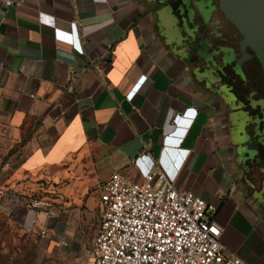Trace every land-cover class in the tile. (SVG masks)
<instances>
[{"label":"crops","instance_id":"crops-1","mask_svg":"<svg viewBox=\"0 0 264 264\" xmlns=\"http://www.w3.org/2000/svg\"><path fill=\"white\" fill-rule=\"evenodd\" d=\"M185 14L152 0H0V191L41 189L42 209L24 217L34 232L82 248L94 227L95 240L98 187L115 172L142 181L134 159L163 156L184 116L178 126L188 130L170 145L189 150L177 188L216 208L225 250L264 264V162L243 166L229 134L249 116H229L200 76L219 68L233 77L220 62L233 33L221 15L216 32L212 18Z\"/></svg>","mask_w":264,"mask_h":264},{"label":"built area","instance_id":"built-area-1","mask_svg":"<svg viewBox=\"0 0 264 264\" xmlns=\"http://www.w3.org/2000/svg\"><path fill=\"white\" fill-rule=\"evenodd\" d=\"M54 32L58 39L73 44L72 33L59 28ZM183 118H174L177 127L165 137L163 156L143 153L134 159L142 181L115 172L98 187L100 223L92 264H246L222 245V230L213 219L216 208L176 186L189 150H174L170 145H179L180 136L188 130L178 126ZM169 152L177 155V161L168 162ZM143 161L146 168L140 167ZM35 206L42 207L38 202ZM61 243L67 245L64 240Z\"/></svg>","mask_w":264,"mask_h":264},{"label":"flooded vegetation","instance_id":"flooded-vegetation-1","mask_svg":"<svg viewBox=\"0 0 264 264\" xmlns=\"http://www.w3.org/2000/svg\"><path fill=\"white\" fill-rule=\"evenodd\" d=\"M157 4H176L179 3L184 7L187 21L191 17H199L202 20H210L211 18L217 22L213 24L218 32L224 28L220 18L223 16L225 22L231 28L234 42L231 44L230 50L224 57H221V68H230L232 78L226 80V71L217 68H209L210 76L213 79V87L216 88L215 93L220 96H226L233 101V106L229 107L230 113L233 111H241L237 116H249V122L244 124L243 128L250 131V140H262L263 134L259 133L264 128V69L256 55L249 47H246V53L243 62L238 66V61L244 56L241 51V41L243 36L237 27L229 21L223 11L220 9L219 0H152ZM207 20V21H208ZM220 24V25H218ZM215 35L216 33L213 32ZM228 48V47H227ZM229 56V62L225 61V57ZM206 69H204L203 72ZM222 93V94H221ZM228 111V112H229ZM243 123V122H242ZM247 166L254 165L259 168L264 162V145L258 143V150L251 158H247Z\"/></svg>","mask_w":264,"mask_h":264},{"label":"rangeland","instance_id":"rangeland-1","mask_svg":"<svg viewBox=\"0 0 264 264\" xmlns=\"http://www.w3.org/2000/svg\"><path fill=\"white\" fill-rule=\"evenodd\" d=\"M40 190L7 187L0 191V264H92L94 227L83 234L84 247L72 248L53 236L34 232L25 224L27 211L43 207ZM37 202L42 207H36Z\"/></svg>","mask_w":264,"mask_h":264},{"label":"water","instance_id":"water-1","mask_svg":"<svg viewBox=\"0 0 264 264\" xmlns=\"http://www.w3.org/2000/svg\"><path fill=\"white\" fill-rule=\"evenodd\" d=\"M220 9L225 17L231 21L243 36L241 41V51L243 57L238 61V66L241 65L246 53V47L249 46L257 55L264 69V0H219ZM165 12V11H164ZM168 13H163L167 17ZM229 56L225 57V61L229 62ZM201 78L204 79L206 85H210L213 81L209 72H202ZM228 106H233V101L230 98L224 97ZM241 111H233L229 116H237ZM235 123H231L229 134L231 139L235 140L236 155L239 156L243 166L247 165V158H251L258 150V143L264 145V137L262 140L251 141L250 136L246 133L244 122L235 118ZM232 124L236 126L233 131ZM264 136V128L259 132ZM233 143V142H232ZM261 173L263 169H260ZM260 193L264 196V180L261 184Z\"/></svg>","mask_w":264,"mask_h":264}]
</instances>
